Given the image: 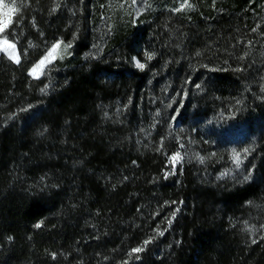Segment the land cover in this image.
Listing matches in <instances>:
<instances>
[{
  "label": "trees",
  "instance_id": "1",
  "mask_svg": "<svg viewBox=\"0 0 264 264\" xmlns=\"http://www.w3.org/2000/svg\"><path fill=\"white\" fill-rule=\"evenodd\" d=\"M107 1L1 0L19 63L0 54V264H264V240L243 225L264 215V0L160 2L84 57ZM57 40L71 56L30 78ZM163 98L182 102L173 127L228 104L243 127L257 121L251 178L222 186L188 166L164 178L141 137Z\"/></svg>",
  "mask_w": 264,
  "mask_h": 264
},
{
  "label": "rangeland",
  "instance_id": "2",
  "mask_svg": "<svg viewBox=\"0 0 264 264\" xmlns=\"http://www.w3.org/2000/svg\"><path fill=\"white\" fill-rule=\"evenodd\" d=\"M216 1L218 0H208L210 5L215 4ZM160 2L163 7H172L176 10L181 9L184 0H135V3H133V0H108L106 4L103 3L98 10V13L100 12L99 23L93 28L92 45L83 56L87 58L93 57L94 59L100 58L117 30L123 33L143 22L154 9L159 8ZM188 3L190 4L189 0ZM191 7H184L181 10L191 9ZM262 12L264 13V9ZM6 20L8 18L2 11L0 0V22ZM256 36L253 40L260 42L264 46V37L261 35ZM5 38L10 43L15 44L16 54L19 55L16 43L8 39L4 33H0V40ZM57 41L50 44L44 54L30 66L28 70L30 78L37 79L43 76L48 66L53 63L63 62L71 56V44L62 41L63 43L58 50L59 54L56 55V58L51 60L50 63H46L42 70H38L35 76L30 74L31 69L37 65ZM64 45H70V47L65 48ZM0 54L17 63L9 57L7 52L0 50ZM165 98L168 99L167 96ZM165 98H163L164 101L161 100L160 102V110L151 119L153 123L152 132L146 134V128H144L141 133L142 142L145 146L156 147L162 152V156L165 157L164 178L176 174L179 168L186 166L193 171L194 169L196 170L193 174L194 177L199 176L204 178L207 183L211 182L222 186H232L251 178L257 168L255 154L257 155V152L260 151L258 148L260 145L257 138L258 133H255L257 128H254L257 121H253L251 128L243 127L237 121V118H242V112L235 111V108L228 104L227 107L219 106L217 109H213L212 113L208 115L200 113L203 110H200L199 113L190 112L186 116L185 124H177L173 127V122L178 120L176 116L182 99H180L181 103H178L175 98L166 104ZM190 126L194 128L192 133H190ZM192 135L195 136V140H192ZM261 147H264V145L262 144ZM170 149L174 151L168 153ZM177 152L180 153L182 158L178 163L174 164L170 158ZM235 153H239V164L234 161ZM201 158L203 159L201 160ZM177 211L178 207H175L171 213L168 210V213L161 217H173V213ZM157 225H161V222H158ZM243 225L246 235L250 239L264 240V215L261 217L257 208L252 209L244 216ZM160 232L163 233L164 229L160 230ZM145 241L147 239L135 248L143 247L144 251L152 243L149 242L145 245ZM139 253H133L132 255Z\"/></svg>",
  "mask_w": 264,
  "mask_h": 264
},
{
  "label": "snow or ice",
  "instance_id": "3",
  "mask_svg": "<svg viewBox=\"0 0 264 264\" xmlns=\"http://www.w3.org/2000/svg\"><path fill=\"white\" fill-rule=\"evenodd\" d=\"M133 3H135V0H133ZM184 7H191V5L188 3V0H184V3L181 5V9ZM181 9H177V11L181 10ZM18 11V9H17ZM11 23V19L9 18L6 21H2L0 22V33H3L4 29L8 26V24ZM62 41H57L52 47L51 49L48 51V53L37 63V65H35L31 71L30 74L31 75H36L38 70H42L43 66L46 63H50L51 60L56 58V55L59 54L58 50L61 48L62 45ZM65 48L70 47V45H64ZM0 50L5 51L8 53L9 57L11 59H13L15 62L19 63V55L16 54V50H15V44L10 43L6 38L0 40ZM152 56L149 54L148 55V59H151ZM137 66L141 69L144 68V64H141L137 61ZM247 151V150H246ZM181 155L179 152H177L176 154H174L170 159L171 161L175 164L178 163L181 160ZM203 158H201L202 160ZM234 161L239 164V153H235L234 154ZM247 179V177H246ZM173 215H175V213H173ZM171 223V220H169V224ZM36 227H40V224H37ZM162 234V233H161ZM150 241H145V245L148 244ZM143 251V247H138V248H134L132 249L133 253H139Z\"/></svg>",
  "mask_w": 264,
  "mask_h": 264
}]
</instances>
